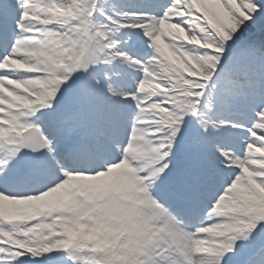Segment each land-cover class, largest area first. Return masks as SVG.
Masks as SVG:
<instances>
[{
  "label": "snow or ice",
  "instance_id": "1",
  "mask_svg": "<svg viewBox=\"0 0 264 264\" xmlns=\"http://www.w3.org/2000/svg\"><path fill=\"white\" fill-rule=\"evenodd\" d=\"M0 264H264V0H0Z\"/></svg>",
  "mask_w": 264,
  "mask_h": 264
}]
</instances>
